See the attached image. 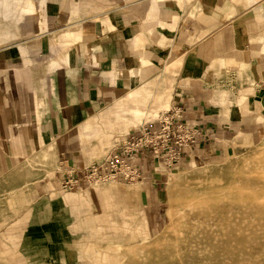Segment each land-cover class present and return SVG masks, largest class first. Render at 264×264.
Wrapping results in <instances>:
<instances>
[{
  "label": "crops",
  "instance_id": "1",
  "mask_svg": "<svg viewBox=\"0 0 264 264\" xmlns=\"http://www.w3.org/2000/svg\"><path fill=\"white\" fill-rule=\"evenodd\" d=\"M173 109L199 131L181 163L219 162L264 134V0H0V175L51 145L50 184L80 180L61 206L111 221L123 182L150 207L169 170L150 150L133 182L93 189L83 168ZM39 185L25 196L34 220L49 204Z\"/></svg>",
  "mask_w": 264,
  "mask_h": 264
},
{
  "label": "rangeland",
  "instance_id": "2",
  "mask_svg": "<svg viewBox=\"0 0 264 264\" xmlns=\"http://www.w3.org/2000/svg\"><path fill=\"white\" fill-rule=\"evenodd\" d=\"M51 149L0 175V264H264V134L219 162L169 169L155 206L120 182L129 192L111 221L59 204L76 190L50 184ZM39 184L50 197L34 220L25 196Z\"/></svg>",
  "mask_w": 264,
  "mask_h": 264
},
{
  "label": "built area",
  "instance_id": "3",
  "mask_svg": "<svg viewBox=\"0 0 264 264\" xmlns=\"http://www.w3.org/2000/svg\"><path fill=\"white\" fill-rule=\"evenodd\" d=\"M158 130H150L142 124L139 134L117 144L115 152L100 163L83 168L81 181L88 187H102L117 179L133 182L139 174L133 166L136 154L150 150L153 157L163 166L172 170L181 164L182 154L199 137L195 126L181 121V110L173 109L157 121ZM80 180L73 177V171L66 173L59 186L65 190H76Z\"/></svg>",
  "mask_w": 264,
  "mask_h": 264
}]
</instances>
